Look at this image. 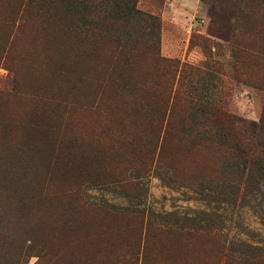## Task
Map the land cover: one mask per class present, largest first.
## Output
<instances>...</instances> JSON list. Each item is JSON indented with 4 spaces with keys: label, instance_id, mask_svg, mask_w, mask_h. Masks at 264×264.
Masks as SVG:
<instances>
[{
    "label": "rangeland",
    "instance_id": "1",
    "mask_svg": "<svg viewBox=\"0 0 264 264\" xmlns=\"http://www.w3.org/2000/svg\"><path fill=\"white\" fill-rule=\"evenodd\" d=\"M129 1L0 0V264H264V0Z\"/></svg>",
    "mask_w": 264,
    "mask_h": 264
},
{
    "label": "trees",
    "instance_id": "2",
    "mask_svg": "<svg viewBox=\"0 0 264 264\" xmlns=\"http://www.w3.org/2000/svg\"><path fill=\"white\" fill-rule=\"evenodd\" d=\"M100 1H103V0H100ZM127 2H128V0H127ZM135 3H136L135 0H130L129 3H128V7H127V9L125 11L121 12V11L114 10L112 12V14H116V15L122 14V15L127 16L131 20H133V19L135 20L138 17L139 18L142 17L145 20H151L153 22L157 21L155 18H152L151 16H147L144 13H142L141 11H139L136 8V4Z\"/></svg>",
    "mask_w": 264,
    "mask_h": 264
}]
</instances>
